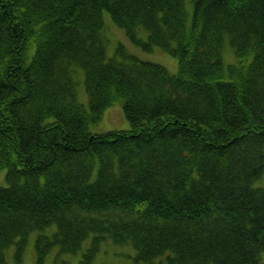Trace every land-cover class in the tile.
Returning a JSON list of instances; mask_svg holds the SVG:
<instances>
[{
  "label": "trees",
  "instance_id": "trees-1",
  "mask_svg": "<svg viewBox=\"0 0 264 264\" xmlns=\"http://www.w3.org/2000/svg\"><path fill=\"white\" fill-rule=\"evenodd\" d=\"M105 15L144 50L179 56V70L122 45L128 61L119 67L96 48ZM138 21L149 26L142 31ZM227 39L240 56L263 58L248 71L264 78V0H0V170L21 169L0 186V264L13 245L21 260L33 232L40 261L54 243L75 254L90 239L81 264L107 240L133 246L144 264L163 256L168 264H264V187L251 182L262 176L236 157L246 146L264 159V93L256 112L231 102L237 87L221 81L223 67L237 79L246 70L224 65ZM77 66L91 119L121 100L129 129L90 130L72 83ZM199 90L205 100L187 106ZM172 148L189 172L212 169L205 189L189 190L172 172L150 176L152 165L165 171Z\"/></svg>",
  "mask_w": 264,
  "mask_h": 264
},
{
  "label": "rangeland",
  "instance_id": "rangeland-1",
  "mask_svg": "<svg viewBox=\"0 0 264 264\" xmlns=\"http://www.w3.org/2000/svg\"><path fill=\"white\" fill-rule=\"evenodd\" d=\"M104 18L105 25L103 31L106 35L108 43L110 40V43L107 45V52L109 56H113L114 54H116L117 49L120 45H122L125 51L134 53L142 59L157 61L165 65L171 73H176L179 70L178 58L158 47L153 49L151 52L144 50L142 46L136 44L131 40L124 28L119 27L117 24L112 22L109 15H105ZM113 26L116 28H113ZM111 28L114 29L112 32ZM223 50L225 58L227 53L232 52L233 54V61H228L226 58L228 63L237 62V59L235 58L236 56L233 53L232 48L229 46L228 42L225 44ZM80 77V74H75V80L77 83H79L78 99L82 104L89 106V99L87 91L85 89V84L82 83ZM130 127L131 124L124 112L122 101L118 100L104 111L102 119H100L98 122H93L90 125V130L92 132L102 133L109 130L129 129ZM6 173L7 169L0 170V185H7ZM259 180V182L264 183L263 177H261ZM259 185L260 184H258V186ZM55 228L56 227L53 226L50 233H52ZM36 236L37 232H33L29 237L25 250L22 253L21 260H19L17 257V250L15 245L5 250L4 264H62L64 261H67L66 264H81L83 251L88 246L90 241V239H88L85 242L83 248L75 254L61 253L58 246H52L46 257L42 261H40L38 259L36 250ZM135 252L136 250L131 245H118L113 243L111 240H107L102 244L101 249L95 256V259L92 260L91 264H144L143 262L137 261L135 259ZM156 262V264L169 263L168 259H166V256L160 257Z\"/></svg>",
  "mask_w": 264,
  "mask_h": 264
},
{
  "label": "bare ground",
  "instance_id": "bare-ground-1",
  "mask_svg": "<svg viewBox=\"0 0 264 264\" xmlns=\"http://www.w3.org/2000/svg\"><path fill=\"white\" fill-rule=\"evenodd\" d=\"M23 5H29V4H23ZM138 23H139V21H138ZM139 25H140L142 31H143V29H146V26H149V24L145 25V23H143V21L140 22ZM119 27H121V26H119ZM122 28L125 29V26H122ZM113 30L114 29L111 28V32ZM125 31H126V29H125ZM101 35L103 36V38H104L103 41H104V43H106V45L104 43L100 42V44L102 43L103 45H99V47H96V48H100L101 51H102V54L104 55V53H106V51H107V45L110 43V40H109V43H108V40L106 39V35L104 34L103 28L101 30ZM237 36L235 37V40L233 41L234 44L238 43V41L240 39V35H237ZM227 42H228L229 46L232 48L233 43L229 42L228 39L226 40V43ZM156 45H159V43L156 42ZM120 47H121V45L117 49L116 54L113 55V58H114L113 60L116 62V64L119 67L124 65V62L128 61V58L126 57V55L120 54L121 51H122V47L121 48ZM157 47L161 48L160 46H157ZM118 51H120V52L118 53ZM164 51H166V50H164ZM211 51H213L215 54H219L221 50H219V47L216 45V46L211 48ZM232 51H233V53L236 56L235 58L237 59V62L244 64L243 67H245V70H246L245 71V76L237 79L238 77L237 78L233 77L230 74V72L228 70H224L225 67H223V71L220 74L221 81L223 83L233 84V85H235L237 87L235 89L236 92H237V96L234 97V99L231 101L232 103L238 104V105L244 103L247 106L246 108H247V110L249 112H251V111L252 112H256V111L259 110V108H257V106H256L257 103H258V98H261L260 96L262 95V93H264V78L254 79L255 77H254L253 74H255V71H248V70L250 68H253L252 70H256V69L259 70V68L261 66L260 62L263 60V58L261 59V61L256 62L254 57H251V56L250 57H246L244 55L240 56V54H239L240 51L239 50L236 52V50L232 49ZM186 53L187 52L181 51L179 53V55L183 58V57H185ZM193 55H194V51L192 50V53H190V56H193ZM110 57H112V56H109L108 52H107V58H110ZM176 58H179V56H177ZM226 58H227L228 61H233L234 59H233L232 52L227 53ZM226 58H225V55H224V50H222V60H223V63H224V65L226 67L229 66V65H233V64L237 63V62L228 63ZM178 62H179V59H178ZM75 68H76V70H75L76 73L81 75L80 79H81L82 83H85L84 82V79H85L84 71L82 70V68H80L78 66L75 67ZM76 73L74 72V80H75V74ZM72 83H73V87L76 88L77 96H78V93H79L78 92V84L79 83H77L76 80H75V82H72ZM207 86L210 87V83H208ZM201 90H203V88ZM206 90H203V91H206ZM199 92H200V90L197 91V93L195 95H193L192 98H194L195 96H200V97H198L197 99H191V101L185 102L187 104V106H191V105L195 106L196 103H199V102H202V101L205 100V97H202V95L199 94ZM212 98H214V97H212ZM211 101L214 102L213 99ZM219 101H220L219 99L216 100L217 103ZM84 107H85V109L88 112H91V115L88 113L89 114V117H88L89 120L91 119V117L96 118V113L91 110L90 106L84 105ZM45 109L46 108H43V111ZM98 121H99V119H95V120L91 119L90 122H89V125H91L93 122H98ZM204 125H205V123H204ZM41 131L43 132V130H41ZM211 132L212 131H210L209 133H211ZM220 133H221V131H216L214 136L217 138V137H219ZM239 133L244 138L251 137L249 135L251 132L248 133L245 129H240ZM204 137H205V135H204ZM184 140L186 141V143L188 145L192 146V144H191L192 140H189V142H188V140L186 138H184ZM242 150H243L242 153H240L239 151L237 152V154H238L236 156V157H238L237 161H239L242 165H245V168H247V167H251V168L254 167L255 168L256 167L257 170H256L255 173L256 174H260L264 178V159L258 157L257 155H250L249 152H248V148L246 146L243 147ZM176 153L177 152L175 151V149L172 148L171 149V156L168 157V159L165 162L167 164V167L164 169L165 171H156L155 170V165L150 166L149 167V169L151 170L150 176L153 177L155 180L157 179L158 181H160V180L163 179V177H164V175L166 173L172 172L177 177H183L184 178V182L186 183V185H187L189 190H191L192 188H195V186L197 187L198 185L200 186V188L198 190L194 189V191L199 193L200 189H205L206 185H208L205 182H207V183L210 182L208 179L210 177V170H212V169L208 168L207 166H205L203 164H195L194 167L189 172L188 161L186 159H184L182 161L177 162L176 159L174 158L176 156L175 155ZM233 155H234V153L230 152V155H228L227 158L230 159V157L231 156L233 157ZM209 156H211V154ZM211 159H213V158H211ZM128 163H129V161H128ZM254 163H256V165H254ZM212 164L218 169L217 171H219V167L215 163V161L214 162L212 161ZM7 170H8L7 173H6L7 185H0L2 187H8L9 186L8 173L10 174V176H12V177L14 176L15 177V175L17 176V174L20 172L21 169L16 168L14 174L11 172V170L10 171H9V169H7ZM92 171H94V169H92ZM186 173H188V174H186ZM148 175L149 174H146V176H148ZM165 176H167V175H165ZM100 177H103V176L100 175ZM256 178H258L257 175H254V174L251 175V182H253V185L255 187H258V184H260L261 187H264V183L263 182H259L260 180L256 179ZM94 179H96V178H94ZM239 179H240V182H242V184H245L244 176L239 177ZM21 180L23 182L28 181L26 179V175H21ZM38 182L40 183V185H45L43 183V182H45L44 181V177L42 176L41 178H39ZM250 183H248V185H247L248 187L250 186ZM176 184H174V185H176ZM27 186L30 187V185H27ZM53 226L57 227L56 225H53V223H50V224H48L45 227V230L47 232H51V228ZM54 246H58L59 251L61 253H67V252H64V251H62L60 249L59 244L54 243L53 247ZM94 259H95V257L92 258V260H94ZM64 262L67 263V261H64Z\"/></svg>",
  "mask_w": 264,
  "mask_h": 264
}]
</instances>
